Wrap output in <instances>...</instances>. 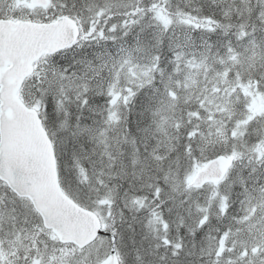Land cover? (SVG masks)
Wrapping results in <instances>:
<instances>
[{"label":"snow or ice","instance_id":"snow-or-ice-1","mask_svg":"<svg viewBox=\"0 0 264 264\" xmlns=\"http://www.w3.org/2000/svg\"><path fill=\"white\" fill-rule=\"evenodd\" d=\"M0 264H264V0H0Z\"/></svg>","mask_w":264,"mask_h":264}]
</instances>
